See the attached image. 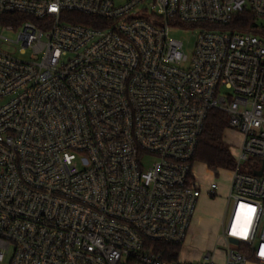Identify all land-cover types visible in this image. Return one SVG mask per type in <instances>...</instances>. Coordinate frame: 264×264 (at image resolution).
<instances>
[{"label":"built area","instance_id":"obj_1","mask_svg":"<svg viewBox=\"0 0 264 264\" xmlns=\"http://www.w3.org/2000/svg\"><path fill=\"white\" fill-rule=\"evenodd\" d=\"M260 20L264 0H0V264H218L184 246L221 171L222 264H264ZM215 110L232 169L195 159Z\"/></svg>","mask_w":264,"mask_h":264},{"label":"rangeland","instance_id":"obj_2","mask_svg":"<svg viewBox=\"0 0 264 264\" xmlns=\"http://www.w3.org/2000/svg\"><path fill=\"white\" fill-rule=\"evenodd\" d=\"M115 1L117 3H123L126 0ZM260 23H264V20H260ZM197 33L198 31L181 29L172 30L170 35L182 40L185 44L186 52L191 53ZM225 137L231 150H239L241 139L236 130L226 129ZM196 168L200 175L206 174V170L203 166L197 165ZM228 178L229 174L225 171H221L219 175L216 176L219 189L214 197L208 196L205 190H203L192 221L190 235L184 246V254L186 258L197 261L201 259V256H203L208 250H214L216 247L218 249L217 262L218 264H222V254L218 247H223L224 244L222 241L217 242V238L227 206ZM9 259L10 257L7 256L4 264H9Z\"/></svg>","mask_w":264,"mask_h":264},{"label":"trees","instance_id":"obj_3","mask_svg":"<svg viewBox=\"0 0 264 264\" xmlns=\"http://www.w3.org/2000/svg\"><path fill=\"white\" fill-rule=\"evenodd\" d=\"M69 17L72 22L89 24L87 17L81 13L70 12ZM256 25L257 18L251 12L246 11L237 15L226 27L252 30ZM227 127L228 117L220 111H212L200 137L195 159L200 163L206 164L212 171L235 167V158L225 137ZM160 248L172 247L167 244H161Z\"/></svg>","mask_w":264,"mask_h":264},{"label":"water","instance_id":"obj_4","mask_svg":"<svg viewBox=\"0 0 264 264\" xmlns=\"http://www.w3.org/2000/svg\"><path fill=\"white\" fill-rule=\"evenodd\" d=\"M258 174H260L261 173V171H259V172H257Z\"/></svg>","mask_w":264,"mask_h":264}]
</instances>
